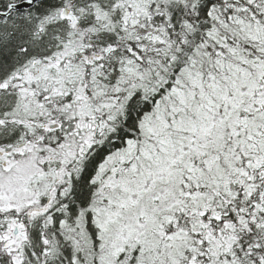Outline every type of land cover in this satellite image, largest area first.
<instances>
[{
    "label": "snow or ice",
    "instance_id": "6c2138e0",
    "mask_svg": "<svg viewBox=\"0 0 264 264\" xmlns=\"http://www.w3.org/2000/svg\"><path fill=\"white\" fill-rule=\"evenodd\" d=\"M0 264H264V0H0Z\"/></svg>",
    "mask_w": 264,
    "mask_h": 264
}]
</instances>
